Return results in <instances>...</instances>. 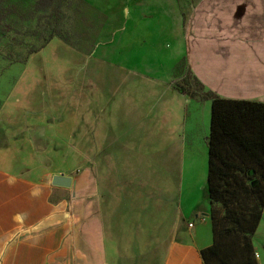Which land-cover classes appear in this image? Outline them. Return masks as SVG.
<instances>
[{
	"label": "crops",
	"instance_id": "crops-1",
	"mask_svg": "<svg viewBox=\"0 0 264 264\" xmlns=\"http://www.w3.org/2000/svg\"><path fill=\"white\" fill-rule=\"evenodd\" d=\"M99 1L85 0L106 16L104 41L70 68L64 97L38 85L30 106H6L36 113L48 128L29 133L53 138L82 167L69 193L56 175L4 162L0 264H205L215 239L213 102L181 91L179 68L217 96L264 103V0H196L190 10L183 0H134L127 21L126 0L116 14ZM104 157L121 183L102 194ZM255 238L264 242V216Z\"/></svg>",
	"mask_w": 264,
	"mask_h": 264
},
{
	"label": "rangeland",
	"instance_id": "rangeland-1",
	"mask_svg": "<svg viewBox=\"0 0 264 264\" xmlns=\"http://www.w3.org/2000/svg\"><path fill=\"white\" fill-rule=\"evenodd\" d=\"M118 2L100 0L97 3L109 14H116L115 9L120 6ZM183 3L185 10H190L196 0H183ZM5 5L10 6L13 12L7 20L12 30L0 35V167H5L4 162L8 161L17 172H28L38 177L48 175V178L65 175L73 180L77 168L82 167L77 165L75 153L67 152L64 147H52L53 138L48 135L29 133L39 130V127L44 131L48 128L33 120L36 113L18 109L8 112L6 106L8 104L9 109L30 106L38 85L60 92L58 96L63 98L68 89L67 78L72 73L70 68L81 69L84 58L104 41L102 31L107 22L106 16L85 0H7ZM133 7L134 0H126L122 10L125 21L128 10H133ZM128 20L130 28L132 15ZM111 27L114 29L115 26ZM126 27L127 22H124L123 30ZM129 28L128 34L131 35ZM51 34L55 35L54 39L46 47L29 55L25 62H18L33 47H40L44 38ZM40 66L45 67L44 73ZM179 72L177 85L196 87L184 65L180 64ZM116 171V166H111L107 157L99 162V190L102 194L120 185ZM252 184L256 185V182ZM73 186L67 188L68 192ZM213 212L218 217L225 215L220 203L212 206V215ZM229 225L226 223L225 226ZM254 243L253 257L256 259V254L264 253V242L255 238Z\"/></svg>",
	"mask_w": 264,
	"mask_h": 264
},
{
	"label": "trees",
	"instance_id": "trees-1",
	"mask_svg": "<svg viewBox=\"0 0 264 264\" xmlns=\"http://www.w3.org/2000/svg\"><path fill=\"white\" fill-rule=\"evenodd\" d=\"M6 1L0 0V35L12 30L7 20L13 11ZM54 36L18 62L40 52ZM193 80L195 88L177 86L191 98L213 102L208 191L211 203L225 209L224 217L213 212L214 243L201 256L205 264H258L252 240L264 216V103L222 98Z\"/></svg>",
	"mask_w": 264,
	"mask_h": 264
},
{
	"label": "water",
	"instance_id": "water-1",
	"mask_svg": "<svg viewBox=\"0 0 264 264\" xmlns=\"http://www.w3.org/2000/svg\"><path fill=\"white\" fill-rule=\"evenodd\" d=\"M53 185L57 187L69 188L72 186V179L69 177H64V175L55 176L53 178Z\"/></svg>",
	"mask_w": 264,
	"mask_h": 264
},
{
	"label": "built area",
	"instance_id": "built-area-1",
	"mask_svg": "<svg viewBox=\"0 0 264 264\" xmlns=\"http://www.w3.org/2000/svg\"><path fill=\"white\" fill-rule=\"evenodd\" d=\"M189 227H190V228H193V227H194L193 223H189ZM259 256H260L259 254H256V259H258Z\"/></svg>",
	"mask_w": 264,
	"mask_h": 264
}]
</instances>
